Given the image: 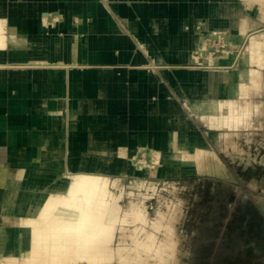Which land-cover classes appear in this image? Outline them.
Instances as JSON below:
<instances>
[{"label": "bare ground", "instance_id": "bare-ground-1", "mask_svg": "<svg viewBox=\"0 0 264 264\" xmlns=\"http://www.w3.org/2000/svg\"><path fill=\"white\" fill-rule=\"evenodd\" d=\"M207 1L174 15L176 7L167 6L154 13L153 0H0V264L182 263L189 251L179 227L184 199L166 176L211 170L212 161L214 172L223 175L217 153L206 148L200 134L190 146L182 130L171 132L169 145L159 131L144 143L111 137L103 130L111 126V101L95 91V84L104 82L97 80L100 70L93 64L112 63L107 71L114 74L126 71L118 65L127 62L128 52H114L128 45L125 30L111 15L115 10L151 61L164 64L157 66L160 74L188 98L199 122L223 128L251 124L252 114L264 112L263 101H255L247 89H262L264 38H249L247 54L238 59L254 57L255 68L235 64L245 31L257 23L246 24L234 2ZM69 11L82 19L71 22ZM195 19L199 29L190 28ZM9 20L16 22L12 33ZM221 34L227 43L223 50L211 42ZM14 51L20 56L11 55ZM149 69L136 70L140 80L133 90L143 95L145 89L155 96L151 106H165L155 109L151 126L194 127L176 97H163L167 87ZM9 85L15 95H9ZM10 128L18 136L16 166L8 163ZM166 147L171 157L163 156ZM143 152L147 160L140 159ZM162 179L172 196L159 195L152 214L146 199ZM128 184L147 191H127ZM125 193L128 204L121 202Z\"/></svg>", "mask_w": 264, "mask_h": 264}, {"label": "rangeland", "instance_id": "rangeland-1", "mask_svg": "<svg viewBox=\"0 0 264 264\" xmlns=\"http://www.w3.org/2000/svg\"><path fill=\"white\" fill-rule=\"evenodd\" d=\"M231 2L240 5L244 9H240V14L246 24L257 23L256 26L249 27L245 31L244 35L246 37L241 41L235 53L234 63L255 68L256 59L254 57L252 59L247 57L243 59L244 62L242 63L238 62V59L240 60L241 57L247 54L245 47L249 38L256 37L259 34H261L259 36L262 39L264 38V0H249L248 2L233 0ZM58 15L54 16L57 17ZM68 15L67 18L73 23H78L82 19L79 13H70L69 11ZM111 15L122 25V29L123 27H128L125 24L126 22H123V16L115 10L112 11ZM131 15H134V12ZM52 16L50 17L54 18ZM184 19L186 18L184 17ZM15 23V21L9 20L7 27L9 33H12L11 26ZM195 24L199 27L194 28L199 29L200 24L198 22ZM28 30L34 31L32 27H29ZM254 31L255 33H252ZM131 33L133 35L124 32L127 35L128 45L125 48H118L114 51L115 53H119L126 50L129 55L127 62H130V64H119V68L127 67L126 69H131L136 74V70L140 66H147L150 68L149 70L160 73L157 66L158 64H164L152 61V64L144 63L146 59H143L142 55L137 54L138 46L133 47L130 56V48L134 40L138 41L140 47L143 48L137 35L133 32ZM211 42L217 49H226L227 43L223 34L217 40H211ZM16 54L14 51L11 55ZM143 54L148 60H151L145 52ZM17 55L20 56V54ZM130 57L133 59L130 60ZM260 72L261 76L258 80L260 84L258 85L262 89L259 90L253 86V88L247 89L249 92H252L255 101H263L264 103V66ZM164 83H166L167 87L166 97H176L179 101L178 103L182 105L184 115L188 116L193 123L194 127L183 128L185 139H187L186 142L190 146L194 145L197 135L200 134L206 141V148L209 150L214 149L217 153L222 170L225 173L217 175L214 172L216 163L214 164L212 161L208 162L212 165L211 170H204L202 167H198L197 172L166 176V180L175 181L178 188L177 194L184 199V208H182L184 215L181 223H179L180 226H178L182 233L186 235L182 242L184 248L186 247L189 251L182 256L181 264H264V205L261 203V198L264 197V112L262 114H252L251 124L247 126L239 128L233 126L228 128L208 127L204 123L199 122L191 113L186 104L188 98L178 95L166 80ZM29 87L30 89L26 90L32 103L36 99L33 97L32 87ZM11 89L12 86L9 85V95H15L17 90L12 92L13 90L11 91ZM122 97L126 102H129L130 98L128 96ZM77 100H81V98H77ZM77 106L75 105L74 107L75 111L79 109ZM101 120L100 118L99 121ZM189 131H192L193 135L188 133ZM9 133L10 142L7 141L6 144L12 149V153L8 156V163L16 166L20 157L18 155V136L13 137V128L9 129ZM213 133L216 134V138L212 137ZM234 139L236 142L233 141ZM4 140L6 139L4 138ZM242 149H245L243 153L240 151ZM228 150L229 155L227 154ZM144 154L146 153L143 152L140 159L147 160L148 158ZM89 155L91 156V153ZM163 156L171 157L172 153L166 149ZM202 163L200 162V164ZM28 165L30 163L26 166ZM123 166L119 173H123ZM131 181L132 178L127 177V183L130 184ZM253 182H258V185H254ZM164 183L162 179L156 185V188L153 189L154 191L151 189L152 192H150L149 190L151 197L149 196L146 199V204L152 214L159 204V195H162L164 198L172 196V193L169 191L171 188H165ZM129 184L126 186L127 191L134 189L135 192H138L139 190L142 191L143 188V191L146 190L145 187L138 189ZM126 194L121 198V202L124 204H128L129 202L130 195Z\"/></svg>", "mask_w": 264, "mask_h": 264}, {"label": "crops", "instance_id": "crops-1", "mask_svg": "<svg viewBox=\"0 0 264 264\" xmlns=\"http://www.w3.org/2000/svg\"><path fill=\"white\" fill-rule=\"evenodd\" d=\"M216 1V0H215ZM222 2H225L226 4L230 3L233 0H221ZM155 7L153 12L157 13L158 9L161 7V10L163 11L165 9V6L168 8L170 7H176L174 10V15L180 13L182 10L184 13L188 14L190 12V7L192 3L195 4H204L208 3L207 0H153ZM172 4V5H171ZM163 6V7H162ZM239 9L244 10L240 5H237ZM160 10V11H161ZM153 13V14H154ZM148 16V15H146ZM142 18H140V21ZM143 21V20H142ZM196 22L198 20H193L190 24L193 27H199L196 26ZM142 23V22H141ZM189 24V25H190ZM195 25V26H194ZM122 26V25H121ZM125 32L131 34V31L128 29V27H123ZM180 33V32H179ZM133 35V34H132ZM134 46H138V53L143 59H146L144 63H151V60H148L144 52L148 55L147 51L145 49H142L138 43V41L134 40V43L132 44V47L130 48V56L132 53V49ZM149 56V55H148ZM150 58V56H149ZM133 59L130 57V60ZM130 64V62H123V64ZM102 62H95L93 64L94 68L96 70H100L98 81L104 82V84H100L99 82L95 84V91H100L101 95L109 98L111 101L110 107L111 109V115H109V118L112 119L111 126L104 127V131L108 133L111 137L117 138L119 140H122L123 138L127 137H136V141H142L145 142L146 139H149L150 134L153 131H159L161 133V137L163 139L162 143L169 145V136L171 135V132L173 130H183L182 127H171L167 125L162 126H151L152 119L156 118L158 115V111L155 109H159L163 111L165 109V106L163 105H157V106H151V101L154 99V95H152L150 92L147 91V94H145V89H143V95L137 94L133 90L134 82L136 80H140V78H136V74L131 69H126L123 73H110L107 70H111L112 63L110 65L104 64L102 65ZM106 65V66H105ZM110 66V67H108ZM159 78H161L160 82H163V85H165V79L160 73H155ZM105 82H110V84H106ZM100 88V89H99ZM121 92V96H118L116 93L119 94ZM166 93H164V98H167ZM129 97V102H126L123 97ZM120 98L122 100H120ZM122 101V102H120ZM114 102V103H113ZM180 105V104H179ZM109 107V108H110ZM179 108L182 110V105L179 106ZM141 132V134L139 133ZM139 133V135H137ZM129 144H134L135 142L126 141ZM213 143V142H212ZM214 145V144H213ZM215 146V145H214ZM166 149L169 150L168 147ZM171 152V150H169ZM172 153V152H171Z\"/></svg>", "mask_w": 264, "mask_h": 264}]
</instances>
